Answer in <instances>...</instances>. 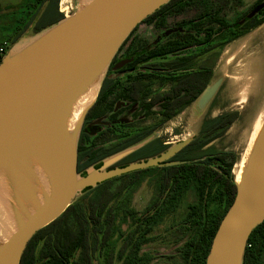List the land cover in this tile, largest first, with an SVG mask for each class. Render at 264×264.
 <instances>
[{
	"label": "water",
	"instance_id": "obj_1",
	"mask_svg": "<svg viewBox=\"0 0 264 264\" xmlns=\"http://www.w3.org/2000/svg\"><path fill=\"white\" fill-rule=\"evenodd\" d=\"M169 0H81L70 15L12 45L0 60V216L9 227L0 239V264H19L33 234L52 222L86 188L135 170L177 164L168 161L191 137L158 155L113 166L155 136L77 169L84 117L94 104L117 50L146 16ZM252 10L248 16L254 13ZM219 86L200 93L198 111ZM93 99L70 126L79 98ZM232 203L211 240L205 264H242L247 239L264 219V109Z\"/></svg>",
	"mask_w": 264,
	"mask_h": 264
},
{
	"label": "trees",
	"instance_id": "obj_2",
	"mask_svg": "<svg viewBox=\"0 0 264 264\" xmlns=\"http://www.w3.org/2000/svg\"><path fill=\"white\" fill-rule=\"evenodd\" d=\"M22 3L24 20L20 26H17V32L11 39V43L15 42L29 27L37 33L64 17L59 11V0H23ZM240 4V0H169L146 16L139 24L163 27L168 24L169 18L184 11H198L199 16L201 13L206 15L209 12L206 18L209 17L218 30L232 27L245 16L248 18L241 24L244 28L243 32L264 22V0H255L250 7L238 12L233 18L227 19V11L236 10ZM256 8L257 10L248 16ZM139 24L126 37L110 62L97 98L89 109L87 119L97 116V104L112 93L116 84L110 76L111 64L120 57L131 56L142 49L145 41L136 47L132 39ZM175 35L172 33L162 43H168L173 48L176 42ZM236 35L232 33L228 39ZM0 49H2L1 60L8 46L0 43ZM161 51L167 50L157 45L148 53L139 52L133 56L129 65L135 66L148 54ZM144 76L143 72L129 75L133 85L138 86L136 93L143 88ZM105 84L110 87L104 89ZM171 115L173 114H167L166 117ZM153 131V128L142 130L122 142H107L112 137L109 131L90 135L88 131L81 129L77 144L78 172L98 164L111 154L139 143L149 137ZM204 142L206 140H196L189 142L188 145L189 147L195 145V148L199 150ZM169 145L158 136L153 137L117 161L115 166L158 155ZM187 150L188 148L183 151ZM179 156L180 154H176L174 158H180ZM188 156L177 164L135 170L86 188L57 218L33 234L21 255L19 264H93L94 252L104 246L108 251L114 223L111 202L127 187L136 183V175L152 169H157L159 172L156 195L140 212L133 229L122 238L116 252L118 264H151L154 256L152 251L145 247L153 243L152 232L161 218L175 210L182 201L186 202V211L174 227L180 229L182 234V238L178 239L181 243L176 248L177 255L181 264H205L213 235L236 192L232 174L236 155L233 152L217 151L211 148L205 151L199 150ZM122 178H125V182L116 188L112 186L114 180ZM263 255L264 219L253 228L247 239L242 264H264ZM113 260L112 252H107L104 264H113Z\"/></svg>",
	"mask_w": 264,
	"mask_h": 264
},
{
	"label": "flooded vegetation",
	"instance_id": "obj_3",
	"mask_svg": "<svg viewBox=\"0 0 264 264\" xmlns=\"http://www.w3.org/2000/svg\"><path fill=\"white\" fill-rule=\"evenodd\" d=\"M182 14L186 17L176 21L175 28H169L167 25L158 28L153 25L157 29H172L161 40L154 43L146 40L142 49L137 50L131 56L120 57L111 64L110 76L116 84L112 93L97 104L98 114L96 117L87 119L88 110L81 127L83 131H88L90 135L109 131L112 137L107 142H122L142 130L153 128L155 131L157 127L192 107L193 111L190 113L193 118L187 125L195 129L196 132L190 136L189 142L206 140L199 148L200 151H205L211 149L212 142L222 138L233 125L239 124L241 130L248 126L258 104L252 101L249 105H244L245 107L237 105L239 101L234 95L229 96L234 101L231 102L232 108H227L225 102L216 99L223 90L224 78L201 111L197 110L195 102L206 86L216 80L214 51L220 50L258 25L243 32L244 28L241 24L248 18L245 16L232 27L218 30L213 26V21L209 17L206 18L209 12L206 15L201 13L199 16L198 11H184L176 16ZM172 33L176 34L173 48L168 43H162ZM232 33L237 35L228 39ZM157 45L167 51L148 54L142 62L135 66L129 65L135 54L148 53ZM135 72L145 74L143 88L137 93L138 86H134L129 78V75L132 76ZM108 87L110 85H106L104 89ZM242 108L243 110H241ZM215 110H217L216 113H214ZM167 114L173 115L167 118ZM178 127L176 131L183 128L182 126ZM159 138L169 144L167 140ZM188 144L176 153L180 154V158L175 159V154L168 161H184L185 157L199 151L195 145L189 147ZM186 148L188 150L183 151ZM217 151L233 152L230 149Z\"/></svg>",
	"mask_w": 264,
	"mask_h": 264
},
{
	"label": "rangeland",
	"instance_id": "obj_4",
	"mask_svg": "<svg viewBox=\"0 0 264 264\" xmlns=\"http://www.w3.org/2000/svg\"><path fill=\"white\" fill-rule=\"evenodd\" d=\"M254 1L255 0H240L241 4L236 10L227 11L226 18H233L238 12L247 9L252 5ZM22 2L23 0H0V43H2L3 46H8V49L12 45L26 42L35 35L31 27H29L15 42L11 43V39L17 32V26H20L21 22L24 20V6ZM80 2L81 0H66L63 3H60L59 0V6L66 13V16H68L78 8ZM184 17H186V15L182 14L180 16L169 18L167 20V26H169V28H175L176 21ZM169 28L157 29L153 25L141 23L132 36L134 45L139 47V45L146 40L150 43L157 42L172 30ZM244 41L245 45H243ZM238 48H241L239 52H237ZM232 55L234 56L231 57ZM214 58L216 80H219L220 84L221 80L224 78L223 90L216 99L220 102H225L227 108H232L231 102H234L229 96L236 95V100L239 101L237 91L238 87L242 84L241 82L232 80L233 77L238 70L241 69L240 67L247 59L256 58L259 60L257 62L258 64H256L253 69L249 68L250 72L255 75V83L253 82V85H251L245 101H239L237 105L242 104V106H247L254 101V103L258 104L254 116L262 111L264 107V23L258 25L256 28L250 30L236 40L226 44L220 50H215ZM241 110H243V108ZM192 111L191 107L190 110L177 115L169 122L157 127L150 136L156 135L161 137L164 140H167V143L169 144L192 136L196 131L187 125L190 119L193 118L190 113ZM216 112L217 110L214 111V113ZM125 118H127V116H125ZM178 126H182L183 128L176 131ZM241 129L242 128L239 124L233 125L222 138L212 142L210 147L216 150L230 149L235 153L237 159L245 146L249 132V128L247 127V133L243 135V130ZM115 164L116 163L112 164L110 167H113ZM93 166L94 168H99L101 162ZM123 182H125V178L116 179L113 181L112 186L116 188ZM158 182L159 172L157 169L140 173L136 175L135 184L127 187L119 196L114 198L111 202L114 223L109 239L108 251L104 246L94 252L93 264H104L106 253L109 251L112 252L114 258L113 264H118V261L116 260V252L119 244L125 234L133 229L140 212L156 195ZM185 203L186 202L183 201L180 202L175 210L166 213L154 228L151 237L153 243L145 247L152 251V255L154 256L151 264H181L176 248L179 243H181L179 240L182 238V234L180 229L174 227H176L185 214ZM8 227L9 224L7 221L0 216V239L3 237L5 234L4 232Z\"/></svg>",
	"mask_w": 264,
	"mask_h": 264
},
{
	"label": "bare ground",
	"instance_id": "obj_5",
	"mask_svg": "<svg viewBox=\"0 0 264 264\" xmlns=\"http://www.w3.org/2000/svg\"><path fill=\"white\" fill-rule=\"evenodd\" d=\"M65 1L66 0H60V3H63ZM245 41L243 42V45H245L244 44ZM240 49L241 48H238L237 52H239ZM233 56L234 55H232L231 57H233ZM258 61L259 60H257L256 58L247 59L246 62L244 64H242V66L240 67L241 69L238 70V72L235 74V76L232 79L234 81L241 82V84H242V85H240L238 87V91H237V96H238V99H239L240 102L245 101V99L247 97V94L250 91L249 89H250L251 85H253V82L255 83V81H254L256 79L255 75H253L250 72L249 68L253 69V67H255V65L258 64L257 63ZM94 94H95V90L93 88H91L84 95H82L79 98V100L77 101V104H76V106L74 108L72 117L70 119V126H72V124L74 123V121L78 117V115H79L80 111L82 110V108L93 99ZM241 106H242V104H241ZM263 109H264V107H263ZM255 113H256V111L254 112V114ZM254 114L250 118V122H249L248 126H246V128L247 127L249 128V130H248L249 132H248V135H247V138H246L245 146H244L243 150L241 151V153L239 154V157L236 159V161H235V163L233 164V167H232V174H233L234 179L236 181H238L239 178H240L242 166L244 165L246 156H247V154H248V152H249V150L251 148L252 141H253V139L255 137V134H256L257 130L259 129L260 124H261L262 119H263V110L258 112L257 115H255V116H254ZM246 128H244V130L242 132L243 135H245L247 133L246 132Z\"/></svg>",
	"mask_w": 264,
	"mask_h": 264
},
{
	"label": "built area",
	"instance_id": "obj_6",
	"mask_svg": "<svg viewBox=\"0 0 264 264\" xmlns=\"http://www.w3.org/2000/svg\"><path fill=\"white\" fill-rule=\"evenodd\" d=\"M59 11H60L64 16H66V13L63 11L62 8H60V6H59ZM0 52H2V49H0Z\"/></svg>",
	"mask_w": 264,
	"mask_h": 264
}]
</instances>
